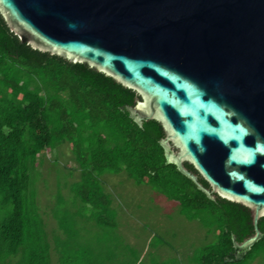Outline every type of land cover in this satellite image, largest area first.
<instances>
[{
  "label": "water",
  "instance_id": "95a60500",
  "mask_svg": "<svg viewBox=\"0 0 264 264\" xmlns=\"http://www.w3.org/2000/svg\"><path fill=\"white\" fill-rule=\"evenodd\" d=\"M22 43L135 92L129 117L157 121L163 162L206 197L264 217V0H0Z\"/></svg>",
  "mask_w": 264,
  "mask_h": 264
},
{
  "label": "trees",
  "instance_id": "16d2710c",
  "mask_svg": "<svg viewBox=\"0 0 264 264\" xmlns=\"http://www.w3.org/2000/svg\"><path fill=\"white\" fill-rule=\"evenodd\" d=\"M134 91L81 63L32 49L10 31L0 14V264H48L49 245L35 207L32 174L45 150L68 144L79 179L69 186L97 226L116 228L109 196L101 188L104 173L124 172L179 205L188 220H197L215 241L195 256L198 264H248L264 258V217L260 238L241 259L230 238L240 243L252 235L249 210L237 203L209 199L173 163L163 162L155 120L138 126L125 110ZM65 239L56 238L58 264H100L94 252L78 246V232L57 219ZM15 263V264H16ZM103 264V263H101Z\"/></svg>",
  "mask_w": 264,
  "mask_h": 264
},
{
  "label": "rangeland",
  "instance_id": "374dc122",
  "mask_svg": "<svg viewBox=\"0 0 264 264\" xmlns=\"http://www.w3.org/2000/svg\"><path fill=\"white\" fill-rule=\"evenodd\" d=\"M39 159L29 189L49 245L48 264H58L55 239H65L57 219L76 229L77 245L93 251L100 264H198L197 253L215 241L201 223L182 216L177 203L147 185L136 184L124 172L100 176L101 188L116 214V228L109 231L97 226L84 217L87 212L69 191L70 184L79 179L69 145L45 150ZM8 209L0 205V221ZM18 259L13 257V263ZM248 264H264V258L260 255Z\"/></svg>",
  "mask_w": 264,
  "mask_h": 264
}]
</instances>
